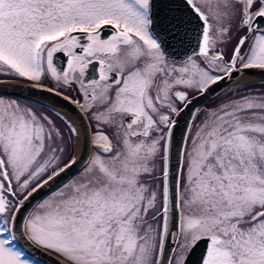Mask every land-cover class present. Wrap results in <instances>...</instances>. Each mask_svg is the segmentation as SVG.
I'll return each instance as SVG.
<instances>
[{
	"label": "snow or ice",
	"instance_id": "snow-or-ice-1",
	"mask_svg": "<svg viewBox=\"0 0 264 264\" xmlns=\"http://www.w3.org/2000/svg\"><path fill=\"white\" fill-rule=\"evenodd\" d=\"M261 21L264 0H0V73L35 87L46 72L62 86L78 83L94 122L83 168L20 216L33 193L77 163L64 129L68 139L78 130L0 93V264H42L29 254L39 248L57 264H186L202 239L199 264H264V91L227 94L187 137L178 177L170 160L187 89L264 71ZM106 26L112 34L101 39ZM234 30L244 34L226 59L218 49ZM190 31L203 59L169 63L166 46L185 47ZM58 51L67 57L59 72ZM93 63L98 78L86 80ZM177 206L184 243L170 259Z\"/></svg>",
	"mask_w": 264,
	"mask_h": 264
},
{
	"label": "water",
	"instance_id": "water-1",
	"mask_svg": "<svg viewBox=\"0 0 264 264\" xmlns=\"http://www.w3.org/2000/svg\"><path fill=\"white\" fill-rule=\"evenodd\" d=\"M179 6L184 7L182 4ZM185 13L187 14L188 18L192 20V25L189 26L190 29H199L200 22L196 20L195 16L191 13H188L186 8ZM189 35L191 37L190 43L179 49L176 47L166 46V54L169 57L179 61H184L187 59V57L195 54L198 51L197 32L190 31ZM63 55L66 56L62 51H58L53 54V64L54 67L57 68L58 72L66 68L67 57L65 59ZM262 79H264V71L259 69H249L240 72H234L230 77H226L217 85L212 86L207 92H198L189 97L191 102L184 108L174 131L170 153L171 169L173 175L178 177L179 169L183 168V153L186 147L188 133L198 109L203 104L230 89L253 80ZM0 82L5 84L4 88H0V93L45 105L63 115L72 123V125L77 128L81 141L79 152L75 156L78 158L77 163L71 169L61 173V175L55 181L49 182L48 185L38 189L37 192L33 193V195L29 197L28 201L25 202L24 208H22L20 212V216H26L32 209L36 207L37 204L42 202L53 191L60 188L63 183L69 181L83 168L84 162L86 161L91 150L90 138L92 131L85 111L81 109L80 104L77 101L70 98L68 95L41 83V87L32 86L31 82L24 79H0ZM182 137L185 139L182 140ZM176 213L175 226H173L170 222V234L165 242V255L170 259L174 256L181 236L179 206H177ZM206 244V239L198 241L193 247V250L187 255L186 264H199V257L202 251L205 249ZM25 251L29 250L25 249ZM29 254L38 256L41 259L42 264H57L58 260L60 259L54 252H50L45 248L29 251Z\"/></svg>",
	"mask_w": 264,
	"mask_h": 264
},
{
	"label": "rangeland",
	"instance_id": "rangeland-1",
	"mask_svg": "<svg viewBox=\"0 0 264 264\" xmlns=\"http://www.w3.org/2000/svg\"><path fill=\"white\" fill-rule=\"evenodd\" d=\"M193 60H196V59H193ZM197 61V60H196ZM200 61H197V63H199ZM169 63H175L177 66H181V64H178L176 62H173V61H169ZM46 77V78H45ZM48 80H51L54 85H61L62 86V83L61 82H58L52 75L51 73L49 72H46L44 74V76L42 77L40 83L42 82L43 79H47ZM0 79H13L11 76L7 75V74H2L0 73ZM16 79H21V78H16ZM25 80V79H24ZM260 80H253V81H250L248 83H245V84H241L233 89H230L220 95H218L217 97L213 98L212 100L208 101L207 103L203 104L197 111L194 119H193V122L191 124V127H190V130H189V133H188V137L191 136V135H194L195 134V131L196 129L200 126L201 124V121L205 118V113L207 111H209L210 109H214L215 107H217L218 105H220L223 101L227 100L229 97L227 94L231 93V95L235 96V95H238L239 93H247L249 91H260ZM258 82V83H257ZM42 84V83H41ZM45 85V84H44ZM76 85H78L80 87V85L77 83ZM53 88V87H52ZM55 88V87H54ZM63 89H65L63 86H62ZM239 88V92H236L235 90ZM189 91V97L190 96H193L194 94L198 93L196 92L195 90H191V89H188ZM5 98L7 99H13V100H16L18 103H20L22 106H29L31 107L33 110H35L38 114L39 113H44L45 115L49 116L53 121H55V123L60 126L61 128H64V123L62 122L61 120V116L63 118H65L63 115H61L60 113H58L56 110L50 108V107H47L45 105H42V104H39V103H35L33 101H30V100H26V99H22V98H18V97H15V96H9V95H4ZM56 112V113H54ZM59 114V115H58ZM60 116V117H59ZM66 119V118H65ZM67 121H69L68 119H66ZM64 135H65V138L67 140V144H66V147L68 149V155L70 156H76V149H77V141H76V137H73L72 138V142H69V133L67 132L66 129H64ZM188 143H190V141L187 140V143H186V147L188 145ZM78 174V173H77ZM76 174V175H77ZM75 175V176H76ZM75 176H73L69 181H71ZM67 181V182H69ZM66 182V183H67ZM56 191V190H55ZM53 191V192H55ZM52 192V193H53ZM51 193V194H52ZM51 194H49L47 197H49ZM46 197V198H47ZM45 198V199H46ZM184 243V238L181 234L180 236V240H179V243H178V246H177V249L174 253V256L177 254V252L179 251V246L181 244Z\"/></svg>",
	"mask_w": 264,
	"mask_h": 264
},
{
	"label": "flooded vegetation",
	"instance_id": "flooded-vegetation-1",
	"mask_svg": "<svg viewBox=\"0 0 264 264\" xmlns=\"http://www.w3.org/2000/svg\"><path fill=\"white\" fill-rule=\"evenodd\" d=\"M203 10L207 12V9L206 8L203 9ZM261 23L264 24V21H261ZM111 34H112V28L111 27H104L101 30L100 36H101V39H107ZM243 34H244L243 31L236 32L234 30L233 31V36L235 38L231 41V43H228L226 45L220 46V49H218V50H223L226 53V57H225L226 59H227V56L231 54L232 48H233V46L236 43V38H238L240 35H243ZM78 38H80V42L82 44H84V43L87 42L86 38H81V37H78ZM245 50H247V49H245ZM76 51L79 52V49H76ZM121 55H123V53H121ZM63 57L66 59V56L63 55ZM191 57L193 59H196L197 61H201L203 59L202 57H200L198 55V51L195 54L191 55ZM165 58H166V60L168 62L169 61H173V62H176L178 64H181V62H182V61H179L177 59H174V58L169 57L166 54V52H165ZM186 60H184V61H186ZM66 68H67V64H66ZM213 71H215V69H213ZM98 72H99V65L96 64V63H93L86 70L84 79L91 80V79L98 78ZM259 82H260V91H264V79L260 80ZM41 83L42 84H45L47 86L53 87V88L55 87L54 89H56L58 91H61L62 93H65L70 98H72L75 101H77L80 105L81 104H84L86 102L85 99H84V97H83V95H82V93L78 90L79 89V86L76 85V84H74L72 86H63L65 88V89H63L61 85H58V84L57 85H54V83L51 80H48V78L47 79H43ZM175 87H176V90H181V91L187 89V86L186 85H178V86H175ZM191 90H194V89H191ZM85 113H86V115L88 117V120L90 122L91 131H93V124H94V122L89 119L88 113L87 112H85ZM118 119H119V117H118ZM104 131H106L110 136L112 135V130L111 129L104 128ZM183 167H184V164H183Z\"/></svg>",
	"mask_w": 264,
	"mask_h": 264
},
{
	"label": "bare ground",
	"instance_id": "bare-ground-1",
	"mask_svg": "<svg viewBox=\"0 0 264 264\" xmlns=\"http://www.w3.org/2000/svg\"><path fill=\"white\" fill-rule=\"evenodd\" d=\"M76 141H77V151H76V155L77 153L79 152V148H80V144H81V141H80V136L78 135V137H76Z\"/></svg>",
	"mask_w": 264,
	"mask_h": 264
},
{
	"label": "trees",
	"instance_id": "trees-1",
	"mask_svg": "<svg viewBox=\"0 0 264 264\" xmlns=\"http://www.w3.org/2000/svg\"><path fill=\"white\" fill-rule=\"evenodd\" d=\"M258 83V82H257ZM54 113H56V112H54ZM59 115V114H58ZM60 117V116H59ZM62 117V116H61ZM66 129V128H65ZM67 130V129H66ZM70 135V134H69ZM73 138V137H72ZM72 138L71 139H69V142H72Z\"/></svg>",
	"mask_w": 264,
	"mask_h": 264
}]
</instances>
